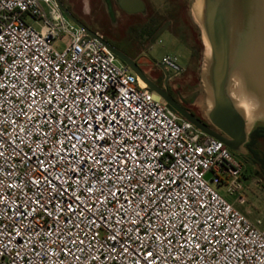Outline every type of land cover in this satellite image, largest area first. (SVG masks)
Masks as SVG:
<instances>
[{
	"label": "built area",
	"instance_id": "2783aa9c",
	"mask_svg": "<svg viewBox=\"0 0 264 264\" xmlns=\"http://www.w3.org/2000/svg\"><path fill=\"white\" fill-rule=\"evenodd\" d=\"M242 171L56 0H0V264H264Z\"/></svg>",
	"mask_w": 264,
	"mask_h": 264
},
{
	"label": "water",
	"instance_id": "95a60500",
	"mask_svg": "<svg viewBox=\"0 0 264 264\" xmlns=\"http://www.w3.org/2000/svg\"><path fill=\"white\" fill-rule=\"evenodd\" d=\"M56 2L72 22L85 30L87 36L96 38L109 49L129 70L143 80L150 91L161 95L163 100L176 109L182 118L192 122L204 133L222 141L237 154L246 153L244 146L249 136L247 119L253 116V113L248 112L245 101L232 96L230 88L232 77L239 76L246 83V88L251 87L254 94L256 91V97L261 100L257 102H264V79L257 77L264 64V0H201L199 22L209 47L205 79L211 94V105L207 110V119L219 132L201 123L193 114L178 106L171 97L151 84L127 55L89 30L70 13L61 0ZM165 27L166 25L162 26L156 34ZM262 73L264 75V72Z\"/></svg>",
	"mask_w": 264,
	"mask_h": 264
},
{
	"label": "rangeland",
	"instance_id": "374dc122",
	"mask_svg": "<svg viewBox=\"0 0 264 264\" xmlns=\"http://www.w3.org/2000/svg\"><path fill=\"white\" fill-rule=\"evenodd\" d=\"M70 13L82 22L89 30L94 33H99L104 36L106 40L111 39L114 31V10L116 9L115 0H61ZM147 1V0H146ZM177 8L179 17V32L186 35L185 39H175L167 32L162 33L156 43H154L147 50V59L153 58L157 61L169 54L176 58V61L181 66L187 68V73H194L196 81L190 90L193 94V100L190 106L195 107L199 112L204 113L211 105L210 90L206 85L205 67L208 61V45L204 42L203 29L201 23L194 15L193 6L197 0H177ZM148 2V1H147ZM155 4L165 2V0H152ZM149 3V2H148ZM151 5V4H150ZM118 11V7H117ZM123 18L127 17L122 14ZM37 30L39 24L35 23L31 17H26ZM117 19V12H116ZM117 28V21H116ZM115 28V30H116ZM183 37H185L183 35ZM190 50L194 55L193 59L189 60ZM246 83L239 77L233 76L231 80V94L234 98L240 101H245L249 105V109L253 112V121L255 124L264 122V102L256 97V91L251 87L245 86ZM264 98V97H263ZM251 105V106H250ZM261 106V108H260ZM249 121H251L249 119ZM260 125V124H259ZM264 126L261 124L259 127ZM255 135V134H254ZM253 135V136H254ZM254 148L256 150L257 160L249 158V151L244 146V154H238L242 162L243 171L241 173L239 182L241 188L229 195L226 191L225 185L216 186L215 189L225 196L228 201L237 199L238 194L245 198L243 203L245 207L250 209L248 219L256 223L260 219L261 223L257 224L258 227H264V176L261 174L263 170L259 167L258 163L264 162V137L255 138ZM264 174V173H263ZM209 177V175H207Z\"/></svg>",
	"mask_w": 264,
	"mask_h": 264
},
{
	"label": "flooded vegetation",
	"instance_id": "af4514ba",
	"mask_svg": "<svg viewBox=\"0 0 264 264\" xmlns=\"http://www.w3.org/2000/svg\"><path fill=\"white\" fill-rule=\"evenodd\" d=\"M147 1L115 0L116 9L113 15L115 19L114 27L116 28L117 21V28L116 30L114 28L112 38L106 40L103 35L99 33L97 35L108 41L116 50L127 55L144 77L171 97L178 106L193 114L201 123L219 132L209 123L207 111L201 113L197 108L190 106L193 100L190 86L196 81L194 73H187V68L180 66L176 58L169 54L164 55L159 61L146 58L147 50L160 40L159 37L162 33L167 32L175 39L179 37L180 40L186 38L185 32H179L180 16L178 15L177 0H165L164 3L160 2L159 4H155L152 0ZM122 14L127 17L123 18ZM164 25H166L165 29L156 34ZM192 53L190 50L189 60L194 57ZM253 146L247 145L249 161L251 159L257 160L256 150ZM258 165L264 173V162H260ZM263 173L261 172L264 176Z\"/></svg>",
	"mask_w": 264,
	"mask_h": 264
},
{
	"label": "crops",
	"instance_id": "0c3cea01",
	"mask_svg": "<svg viewBox=\"0 0 264 264\" xmlns=\"http://www.w3.org/2000/svg\"><path fill=\"white\" fill-rule=\"evenodd\" d=\"M246 104V108L248 109V112L251 114V113H253L254 112V110L253 111H251L250 109H249V105H247V103H245ZM251 106V105H250ZM250 114H249V116H250ZM253 118L254 117H252V116H250L249 117V119L251 120V121H249V119H247L248 121H247V126H248V130H249V136H248V140H247V142L245 143V146L247 147V145L249 144V142L253 139V138H255L254 136H256V135H254V133H255V131L257 130V133L258 134H264V126H262V127H259L261 124H264V122H260V123H257V124H255V122L253 121ZM260 124V125H259ZM254 135V136H253ZM257 138H262V136L261 135H259V136H257ZM255 143V142H254ZM254 145V144H253ZM229 202H231V203H233L234 204V206L236 207V208H238L241 212H243L244 214H245V216L247 217L249 214H250V209L248 208V207H245V205L243 204V203H239L238 202V200L237 199H235V200H232V201H229ZM248 218V217H247Z\"/></svg>",
	"mask_w": 264,
	"mask_h": 264
},
{
	"label": "bare ground",
	"instance_id": "6f19581e",
	"mask_svg": "<svg viewBox=\"0 0 264 264\" xmlns=\"http://www.w3.org/2000/svg\"><path fill=\"white\" fill-rule=\"evenodd\" d=\"M193 10H194V15L196 16V18H197L198 20H200V13H201V0H197V1L195 2L194 6H193ZM204 42L207 44V40L205 39V37H204ZM262 72H264V64H262V67L260 68V70H259L258 73H257V75H258L257 77H258V78H259V77H262L261 80L264 79V75H263Z\"/></svg>",
	"mask_w": 264,
	"mask_h": 264
},
{
	"label": "trees",
	"instance_id": "16d2710c",
	"mask_svg": "<svg viewBox=\"0 0 264 264\" xmlns=\"http://www.w3.org/2000/svg\"><path fill=\"white\" fill-rule=\"evenodd\" d=\"M172 109H174L172 106H170ZM175 110V109H174ZM256 136H254L255 138L257 137V136H259V135H261L262 137H264V135H262V134H258L257 133V130L255 131V133H254ZM255 138H253L250 142H249V144L248 145H252L253 146V144H254V141H255ZM238 155V154H237Z\"/></svg>",
	"mask_w": 264,
	"mask_h": 264
},
{
	"label": "snow or ice",
	"instance_id": "6c2138e0",
	"mask_svg": "<svg viewBox=\"0 0 264 264\" xmlns=\"http://www.w3.org/2000/svg\"><path fill=\"white\" fill-rule=\"evenodd\" d=\"M151 255V254H150Z\"/></svg>",
	"mask_w": 264,
	"mask_h": 264
}]
</instances>
